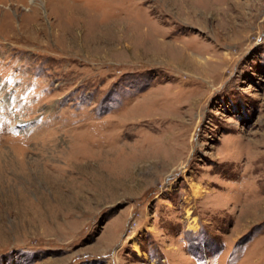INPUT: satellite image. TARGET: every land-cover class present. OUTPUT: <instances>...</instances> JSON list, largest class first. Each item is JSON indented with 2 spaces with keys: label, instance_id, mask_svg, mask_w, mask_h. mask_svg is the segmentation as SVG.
<instances>
[{
  "label": "rangeland",
  "instance_id": "374dc122",
  "mask_svg": "<svg viewBox=\"0 0 264 264\" xmlns=\"http://www.w3.org/2000/svg\"><path fill=\"white\" fill-rule=\"evenodd\" d=\"M0 264H264V0H0Z\"/></svg>",
  "mask_w": 264,
  "mask_h": 264
},
{
  "label": "bare ground",
  "instance_id": "6f19581e",
  "mask_svg": "<svg viewBox=\"0 0 264 264\" xmlns=\"http://www.w3.org/2000/svg\"><path fill=\"white\" fill-rule=\"evenodd\" d=\"M196 62H197V60H196ZM198 63H199V61H198Z\"/></svg>",
  "mask_w": 264,
  "mask_h": 264
}]
</instances>
